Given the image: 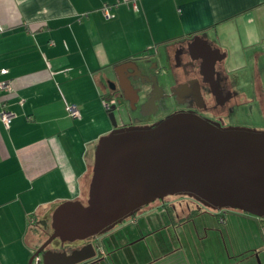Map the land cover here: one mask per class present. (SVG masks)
I'll return each instance as SVG.
<instances>
[{"label": "crops", "instance_id": "0c3cea01", "mask_svg": "<svg viewBox=\"0 0 264 264\" xmlns=\"http://www.w3.org/2000/svg\"><path fill=\"white\" fill-rule=\"evenodd\" d=\"M0 23V83L10 85L0 90V264H29L55 207L85 194L96 145L113 129L112 83L129 79L140 96L138 70L164 85L179 42L193 35L264 55V0H0ZM73 105L80 117L70 116ZM3 110L14 114L8 126ZM158 211L101 235L105 247L90 264H192L176 242L178 224ZM253 247L192 261L254 264Z\"/></svg>", "mask_w": 264, "mask_h": 264}, {"label": "water", "instance_id": "95a60500", "mask_svg": "<svg viewBox=\"0 0 264 264\" xmlns=\"http://www.w3.org/2000/svg\"><path fill=\"white\" fill-rule=\"evenodd\" d=\"M130 90L139 93L127 80ZM95 149L88 201H65L53 212L52 233L30 258L42 264H81L97 255L89 244L72 253L46 250L109 233L167 196H188L212 210L235 209L264 219V130L221 127L176 112L151 126H119Z\"/></svg>", "mask_w": 264, "mask_h": 264}, {"label": "flooded vegetation", "instance_id": "af4514ba", "mask_svg": "<svg viewBox=\"0 0 264 264\" xmlns=\"http://www.w3.org/2000/svg\"><path fill=\"white\" fill-rule=\"evenodd\" d=\"M155 71L158 74V70ZM166 74L169 82L163 85L149 78L144 71H134L135 88L143 92L137 100L123 79L118 84H111L110 92L117 94L113 105L121 117V123L117 121L119 126H151L173 113L189 112L225 128L264 130V55L222 51L207 36L193 35L179 42L174 65ZM162 201L167 204L165 198ZM171 208L177 212L176 206ZM169 209L165 210L172 220L174 215ZM195 210L199 214L186 223L194 221L202 214L200 207H188L179 219H187ZM171 223L175 224L173 220ZM99 237L80 241L76 247L68 249L66 244L60 243L52 249L49 244L46 250L72 253L92 244L97 252L101 247ZM95 258L81 264L93 263Z\"/></svg>", "mask_w": 264, "mask_h": 264}, {"label": "rangeland", "instance_id": "374dc122", "mask_svg": "<svg viewBox=\"0 0 264 264\" xmlns=\"http://www.w3.org/2000/svg\"><path fill=\"white\" fill-rule=\"evenodd\" d=\"M162 82L163 79H161V83ZM164 83L168 84V82H164ZM116 117H117V121L121 123V117L118 110L116 111ZM90 181L91 179H89V184ZM89 184L85 194L79 200L83 203H87L88 201ZM165 202L167 204H171L169 206L170 208L169 210L174 215L172 216L173 223L174 222L179 223L180 220L179 218L186 214V211H188V207L192 209H197L200 207L202 210V214L198 216L194 221L182 225H178V228L181 229V231H178V233H176L175 228H173L176 242L180 245V248L182 249V253H181L182 256L185 257L190 256L192 259L195 257H201V258L204 257L205 261L206 260L210 261L212 258L217 259V257L219 256H221V259L222 258L226 259V257L235 254L236 250L239 254H242L243 251L247 250L248 246H254L253 248H255V251H248L247 253L249 255L251 254L254 256V264H264V242L260 227V220H259L260 218L235 209L234 210L225 209L221 211L212 210L210 208L204 207L195 199L190 198L188 196H176V195L167 196L165 198ZM47 205L48 204L43 205V210ZM59 205L57 206L55 205L56 206L55 209ZM172 206H176L177 212L175 213L173 212L171 208ZM145 210L148 211L159 210L158 212H165V215H163L162 217H165L166 215H167L166 217H168L167 210L163 208L162 200H156L155 202L149 204L148 206H145L137 213V215H139L141 212ZM219 212L226 213L224 215L225 220L223 222H221L220 218L217 216V213L219 214ZM138 221L139 223H141V219ZM119 226L120 225H118L117 227ZM206 226L213 228V230H210L208 232L209 233L208 236L200 239V237H198L195 230L196 228H198L199 234L201 235L204 229L206 228ZM43 228L44 231L41 229L42 233L37 240L35 239L34 245H38L40 242L44 243L47 240L48 238L47 233L51 228V223L48 225L47 223L43 224ZM113 230H111L110 232H112ZM184 230L185 232H183ZM190 231H192V234H188V232ZM17 241L19 242L20 239H18ZM60 243L61 242L59 240H56L54 243L50 244L49 248L51 249L55 248L57 245L59 246ZM78 243H80V241H76L73 243H65L66 244L65 248L66 249L74 248ZM104 247L105 246L101 244V247L97 249V253L98 251L100 252V250ZM36 250L37 248L35 247V251ZM33 254L34 252H32L31 254L29 253L28 261L33 256ZM213 256H217V257H213ZM241 258H243L242 255L239 256V258L236 257L235 259H241ZM192 259H191L192 264H201L199 261H192ZM196 260H199V258ZM207 264H211V263H207ZM240 264H245V263L241 262Z\"/></svg>", "mask_w": 264, "mask_h": 264}, {"label": "built area", "instance_id": "2783aa9c", "mask_svg": "<svg viewBox=\"0 0 264 264\" xmlns=\"http://www.w3.org/2000/svg\"><path fill=\"white\" fill-rule=\"evenodd\" d=\"M135 7H136V5H135ZM104 12H105V14H106L107 17H112V16H113V15L111 14V12H110V7H108V6L105 7ZM3 30H4V27H3V25L0 23V33L3 32ZM7 89H10V85H9V83H8V82H1V83H0V90H7ZM112 104H114V102H113ZM106 106H107L108 108H110L111 104H110V103H106ZM68 112H69V114H70L71 117H80V112H79V110L77 109V107L74 106V105L68 107ZM13 118H14V114H13L12 112H9V111H7V110H3V111H2V119H3V122L5 123V125L8 126V125L11 123V121H12ZM220 220H221V222L224 221L223 218H220ZM39 261H40V257L37 256V257L35 258V262L38 264Z\"/></svg>", "mask_w": 264, "mask_h": 264}, {"label": "trees", "instance_id": "16d2710c", "mask_svg": "<svg viewBox=\"0 0 264 264\" xmlns=\"http://www.w3.org/2000/svg\"><path fill=\"white\" fill-rule=\"evenodd\" d=\"M2 33V32H1ZM163 208L165 209H169V205L168 204H163ZM169 213H171V211H169ZM196 214H199V211L198 210H195L194 213L188 217L187 219L184 218V219H181L179 220V223H175V224H182V223H186V220L192 218L193 216H195ZM137 215V214H136ZM219 218H223L225 220V217H224V212L222 213H219ZM132 219V218H131ZM260 220V227H261V232H262V237H263V242H264V219H259ZM52 233V229L49 230V232L47 233L48 237L50 236V234Z\"/></svg>", "mask_w": 264, "mask_h": 264}]
</instances>
